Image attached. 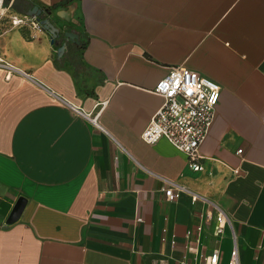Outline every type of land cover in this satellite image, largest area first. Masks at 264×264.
<instances>
[{"label": "crops", "instance_id": "1", "mask_svg": "<svg viewBox=\"0 0 264 264\" xmlns=\"http://www.w3.org/2000/svg\"><path fill=\"white\" fill-rule=\"evenodd\" d=\"M5 2L11 14L48 9L79 43L58 57L62 36L0 22V59L15 69L0 64V264H203L215 248L227 264L234 246L239 264H264V0ZM176 65L221 87L202 171L139 137ZM163 179L183 187L177 198ZM192 194L227 214L220 236Z\"/></svg>", "mask_w": 264, "mask_h": 264}, {"label": "built area", "instance_id": "2", "mask_svg": "<svg viewBox=\"0 0 264 264\" xmlns=\"http://www.w3.org/2000/svg\"><path fill=\"white\" fill-rule=\"evenodd\" d=\"M10 6V4L5 6V0H0V22L7 17L12 27L44 30L36 16L11 14L8 11ZM0 64L9 70H15L2 59H0ZM17 72L30 81L40 84L30 73L20 70ZM220 90L221 87L218 83L194 70L182 65L170 66L167 74L159 79L152 89V93L162 98V103L140 132V139L147 144L155 143L160 139L167 140L185 153L192 170L202 171L204 167L200 161L203 157L199 152V147L213 121ZM76 110L82 114V110L78 108ZM87 117L97 129L105 132L97 123L96 117L91 118L89 115ZM237 152L241 153L242 149H238ZM163 180L167 183V187L164 188L166 199L177 198L183 187L172 181ZM199 199L206 205L202 215V223L213 221V234L220 236L225 227L230 224L227 214L209 199L200 198L195 194L191 195L193 202ZM202 229V224L197 225V232H201ZM218 261L219 249L215 248L208 256L204 257L203 264H218ZM227 264H239L235 246L230 251Z\"/></svg>", "mask_w": 264, "mask_h": 264}, {"label": "water", "instance_id": "3", "mask_svg": "<svg viewBox=\"0 0 264 264\" xmlns=\"http://www.w3.org/2000/svg\"><path fill=\"white\" fill-rule=\"evenodd\" d=\"M30 16H36L37 19L40 21L42 28L47 31L50 35V42L52 44L58 45L59 38L62 36V43L57 48V56L60 57L62 53L65 51L66 42H75L79 43L78 34L72 30L61 31L57 26H55L48 17L45 15L50 16V11L48 9H41L37 5H32L30 9L26 13ZM25 203V199L23 197H19L16 201L9 217L6 220L7 224L14 222L20 215L23 206Z\"/></svg>", "mask_w": 264, "mask_h": 264}, {"label": "trees", "instance_id": "4", "mask_svg": "<svg viewBox=\"0 0 264 264\" xmlns=\"http://www.w3.org/2000/svg\"><path fill=\"white\" fill-rule=\"evenodd\" d=\"M6 3L7 2H5V5H6ZM46 16L47 15H45V17ZM72 64H73L74 69H75V78H76L77 82L79 84H83L84 81H83L81 74L86 71V66L82 62L80 55L77 52L74 54Z\"/></svg>", "mask_w": 264, "mask_h": 264}, {"label": "rangeland", "instance_id": "5", "mask_svg": "<svg viewBox=\"0 0 264 264\" xmlns=\"http://www.w3.org/2000/svg\"><path fill=\"white\" fill-rule=\"evenodd\" d=\"M6 1V0H5Z\"/></svg>", "mask_w": 264, "mask_h": 264}]
</instances>
